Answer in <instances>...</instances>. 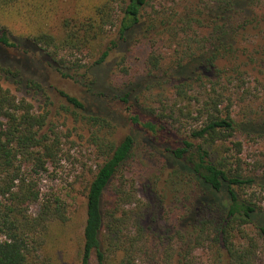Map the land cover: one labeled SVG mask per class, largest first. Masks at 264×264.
Instances as JSON below:
<instances>
[{
  "label": "trees",
  "instance_id": "16d2710c",
  "mask_svg": "<svg viewBox=\"0 0 264 264\" xmlns=\"http://www.w3.org/2000/svg\"><path fill=\"white\" fill-rule=\"evenodd\" d=\"M187 1L75 0L74 12L56 25L60 0H0V71L23 81L7 52L39 49L42 64L79 78L86 99L56 91L92 128L104 159L82 200L73 183L55 184L67 152L56 128L46 129L47 87L26 80L46 95L39 111L0 83V264H264V209L253 189H264V172L250 168L238 138H264V109L253 110L260 90L253 92L250 72L237 62L245 54L264 67V0ZM114 26L118 40L107 41ZM141 28L153 42L142 75L107 86L95 68ZM159 42L171 49L169 58ZM117 97L133 110L139 139L117 136L113 117L100 109ZM171 138L170 161L154 144ZM138 150L171 169L167 186L184 204L163 232L147 226L149 204L126 173Z\"/></svg>",
  "mask_w": 264,
  "mask_h": 264
},
{
  "label": "rangeland",
  "instance_id": "374dc122",
  "mask_svg": "<svg viewBox=\"0 0 264 264\" xmlns=\"http://www.w3.org/2000/svg\"><path fill=\"white\" fill-rule=\"evenodd\" d=\"M165 2L173 4V0H165ZM193 2V0H188L187 5ZM74 4L75 0H60L59 13L55 19L56 25H60L64 17L70 16L74 12ZM25 27L21 26V29L23 30ZM118 29L119 26H114L109 29L107 41L112 39L118 40ZM252 32L255 31L253 30ZM133 33L134 34L129 37L128 41L120 40L118 42V47L111 52L105 65L95 68L96 73L100 75L99 77H101L109 87H120L122 84L135 80L142 75L146 57L153 44L151 41L152 37L149 36L146 38L142 28ZM14 39L18 40L15 37ZM21 43L27 46L31 44L30 42L24 41ZM156 46H159L160 50L165 52L167 58H169L171 49L168 48L166 43L159 42L156 43ZM39 52V49L35 51V54H32V52L25 54L21 52H16L15 54L12 52L9 54L7 52V56L12 60L11 65H15L21 69L24 80L21 81L20 76L15 77V75L8 77L7 74L0 71V83L10 88L18 96L27 98L39 111L44 110L46 107V95L37 88L29 86L26 80H28V78L37 79L45 84L48 94L53 101L52 104L46 107L50 110L49 123L46 129L49 130L50 127L56 128L62 136L63 146L67 152L66 158L62 161L58 171H54L57 177L55 184L68 189H71L73 185V187H75L74 194L81 196L80 200H82L86 192L87 183L92 179L94 172L97 170L98 166L103 163L104 159L103 156L100 155L97 145L92 139V128L84 121L77 119L78 117L73 113V106L69 104L65 98L59 96L56 87L67 92L75 93L82 99H86L87 94L83 87V83L78 80L79 78L71 79V77H63L56 70L42 64L38 55ZM1 53L0 51V58H2ZM166 60L168 61V59ZM240 61L245 63L242 65V69L250 72L248 78L251 80L253 92H257L255 91V86L260 90V92L257 93L260 97L256 99V102L253 104V110H263L264 67L258 66L256 62H250L245 54L237 60V62ZM225 63H227L226 60L221 61V64ZM256 78H258L257 80L260 79L262 85L256 81ZM90 98L89 96L87 99L89 109L96 111L97 109L92 103L93 100H90ZM128 106L127 103L123 102L118 97L109 99L106 102L103 101L99 105L103 112H108V114L113 117L118 127L117 136L132 133L138 136L139 139V127L130 119L133 110H130ZM242 106L244 108L246 105L243 104ZM241 109L237 106L236 113L238 112L241 114ZM249 109L250 108L246 106L244 113L250 112ZM238 138L244 142L243 156L250 162V168H254L257 164L256 170L263 173L264 138L254 137V135H247L245 133H239ZM143 140L145 141V138H143ZM174 142V139L171 138L166 145L162 142H158L154 144V147L164 151L167 158L171 161V158L168 157L170 152L166 151L165 148L175 146L173 145ZM153 143L154 142L151 141V144ZM137 153L136 157L125 167L126 173L136 178L140 195L149 204L146 220L147 226H149L153 232H163L165 227L164 224L170 222V218H175L178 211L185 210L183 207L184 204L183 202L173 200L172 192L167 186L166 179L171 169L160 168L156 159L149 158L145 153L139 155V150ZM47 184L51 183L47 182ZM253 189L256 191L258 204L264 209V189L259 186H255ZM82 211L84 215L85 209ZM197 253L203 257L204 260H207L206 251L199 249Z\"/></svg>",
  "mask_w": 264,
  "mask_h": 264
}]
</instances>
